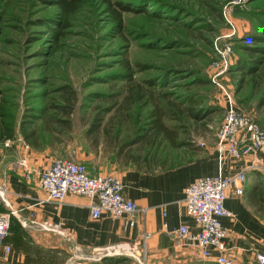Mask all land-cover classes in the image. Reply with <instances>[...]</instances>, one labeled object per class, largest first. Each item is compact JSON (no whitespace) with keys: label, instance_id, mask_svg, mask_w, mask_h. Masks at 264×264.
<instances>
[{"label":"rangeland","instance_id":"374dc122","mask_svg":"<svg viewBox=\"0 0 264 264\" xmlns=\"http://www.w3.org/2000/svg\"><path fill=\"white\" fill-rule=\"evenodd\" d=\"M124 1L145 12L122 13L118 27L102 0H82L56 40L54 24L62 23L64 15L55 0H0V104L15 127L9 145H4L7 138L0 139V150L16 155L24 144L31 147L20 131L25 119L35 143L54 158L82 163L87 171L90 166L97 172L166 169L217 157L225 103L212 62L215 46L226 44L231 45L229 66L215 79L230 92L235 107L264 130V53L246 49L255 44L249 35L264 29V0ZM257 56V71L237 69L240 61ZM129 72L130 83L124 76ZM150 79V101H127L134 83ZM63 87L75 94L70 130L52 120V105L61 100ZM189 106L207 113L195 119ZM154 108L171 134L150 146L135 137ZM118 111L123 115L111 130L112 137L118 132L114 140L102 137L96 144L86 135L95 114L106 113V119ZM256 170L264 182V172Z\"/></svg>","mask_w":264,"mask_h":264},{"label":"crops","instance_id":"0c3cea01","mask_svg":"<svg viewBox=\"0 0 264 264\" xmlns=\"http://www.w3.org/2000/svg\"><path fill=\"white\" fill-rule=\"evenodd\" d=\"M21 156L27 158L29 176L23 168L14 166ZM53 159L46 147L24 146L16 155L0 150V187L6 201L5 204L0 197V214L7 216L9 223V233L0 243V264L86 263L95 250L123 241L138 242L142 231L150 234L146 243L148 264H218L214 259L219 254L217 250L213 251V258H203L194 244L179 245L177 235L170 232L181 224H188L191 232H197L193 218L186 213L184 190L202 174L217 173V157L166 169L103 168L97 172L88 167L90 174L110 173L121 179L126 197L143 210L136 212V223L131 227L123 218L105 214L92 218L89 197L71 193L60 204L41 201L45 192L38 184V172ZM251 159L252 156L226 160L222 167L228 176L246 171L242 194L235 192V185L227 191L225 207L230 216L222 218L227 234L225 253L232 264H260L257 254L264 255V182ZM39 221L57 222L60 228L44 230L34 223ZM4 244L9 245L6 253ZM129 259L128 264H139Z\"/></svg>","mask_w":264,"mask_h":264},{"label":"built area","instance_id":"2783aa9c","mask_svg":"<svg viewBox=\"0 0 264 264\" xmlns=\"http://www.w3.org/2000/svg\"><path fill=\"white\" fill-rule=\"evenodd\" d=\"M231 45L215 46L217 59L212 62L215 71L213 80L220 87L225 111L216 136L217 142V173L202 174L186 185L183 202L186 213L193 218L198 230L191 232L188 224H181L170 230L177 235V244H194L204 258H213V251L219 254L214 257L218 264H232L233 260L226 255L225 238L226 230L222 224L223 217H229L230 212L225 207V199L229 188L235 185V192L242 194L246 171L242 170L233 176L224 175L222 167L228 157L242 159L252 156V165L264 172V130L259 122L250 115L242 113L235 107L232 95L219 84L215 77L225 73L230 61ZM4 145H9L10 140H4ZM25 148L29 145L24 144ZM26 156H21L15 161L14 166L23 168L24 174L29 176ZM38 184L45 192L44 202L60 204L69 194L82 195L91 199L90 216L98 218L107 215L112 218H123L127 226L136 223L135 214L139 210L137 205L124 194L123 183L116 175L110 173L90 174L85 166L72 158H54L44 170L38 172ZM4 191L0 187V197L4 199ZM165 216V210H163ZM38 228L56 231L59 223L48 221L34 222ZM167 229L166 221L163 223ZM169 232V233H170ZM9 233L7 216L0 214V243ZM141 238L136 243L122 242L106 246L99 250L92 259L99 260L106 255H125L134 259L139 264H148L146 257V243L150 234L142 231ZM9 245L4 244L5 253ZM260 264H264V255L257 254Z\"/></svg>","mask_w":264,"mask_h":264},{"label":"trees","instance_id":"16d2710c","mask_svg":"<svg viewBox=\"0 0 264 264\" xmlns=\"http://www.w3.org/2000/svg\"><path fill=\"white\" fill-rule=\"evenodd\" d=\"M103 3L109 10L112 12L114 16V21L118 24V27L122 26V13L124 12H132V11H142L145 12L144 7H137L136 5H131L130 2H125L124 0H102ZM82 0H55V3L60 10L61 14L64 15V21L62 23L57 22L54 25L56 26L52 37L56 40L59 39L61 35H63V30L67 28L68 18L72 13H75L79 6L81 5ZM136 3V2H134ZM138 5V4H137ZM140 8V9H139ZM45 22V20H40ZM252 40H254L255 44L247 45L246 49L254 55L258 53V55L264 53V29L256 34L249 35ZM260 57L257 56L251 59V62H247L246 64L240 61L236 67L237 69L241 70L242 73L248 74L253 73L256 70L257 64H259ZM125 65L128 67V61L125 60ZM173 72V71H172ZM128 80V83L132 82V74H125L124 75ZM145 84V85H144ZM144 84L141 82L134 83L135 87L130 88L128 94H126L127 101L134 102V100L138 101H150V97L152 96V89H150V85L153 84V80L144 81ZM62 95L61 100L54 103L52 108H55V114L52 120L58 125H60V129L70 130V116L74 111V103H75V94L67 88H62ZM190 99V98H188ZM189 103H193L192 100H188ZM187 111L190 116L193 118H200L201 115H205L207 111L205 109H194L193 106H189ZM108 112V111H107ZM106 113H97L95 114L92 119L90 120V124L86 129V135L91 138L96 144L99 143V138H104L106 140H114L116 135L112 137L111 130L114 126H116L119 121L122 119V112H117L115 114L110 115L108 118L105 119ZM160 113L157 108L151 110L149 115V121H146L144 127H142L141 133L136 135L135 139L142 141L141 143L149 144L152 146L159 140L161 137H168L171 134V131L168 130L163 124L161 117L159 116ZM105 119V120H104ZM30 122V120H22L20 122V131L23 139L31 144L32 147H39L36 141L34 140L35 132L34 130H29L26 124ZM14 125L10 118V114L7 112L5 107L0 104V139H13L14 136ZM60 130V131H61ZM131 161H135L134 159ZM135 163H138L136 161ZM148 166V162L147 165ZM163 168L164 166L161 165ZM130 261L128 256L122 255H106L102 256L99 260L95 262H89L84 264H128Z\"/></svg>","mask_w":264,"mask_h":264},{"label":"water","instance_id":"95a60500","mask_svg":"<svg viewBox=\"0 0 264 264\" xmlns=\"http://www.w3.org/2000/svg\"><path fill=\"white\" fill-rule=\"evenodd\" d=\"M98 252H99L98 250H95V251H94V254H97Z\"/></svg>","mask_w":264,"mask_h":264}]
</instances>
